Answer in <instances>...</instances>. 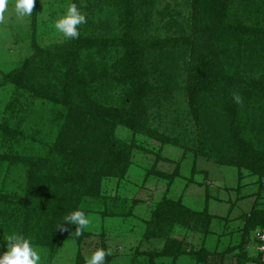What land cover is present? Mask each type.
I'll return each instance as SVG.
<instances>
[{"label":"rangeland","instance_id":"obj_1","mask_svg":"<svg viewBox=\"0 0 264 264\" xmlns=\"http://www.w3.org/2000/svg\"><path fill=\"white\" fill-rule=\"evenodd\" d=\"M208 1L219 9L222 22L232 25L228 31L235 36L229 49L220 51L224 68L243 80L264 76V0H229V9L224 11L217 1ZM71 3L87 18L78 26L80 52L76 58L63 48L69 47L71 38L55 29V21ZM196 3L35 0L32 15L20 17L15 0H9L0 23V192L22 194L35 203L27 224L20 215L15 223L1 222L0 254L7 250L6 236L23 230L39 251L41 264H85V257L101 246L112 250L105 264L262 263L256 232H264V175L235 162H219L218 154L228 151L232 140L226 133V121L216 113L235 106L241 127L239 131L233 124L237 135L254 143L260 134L264 142L260 131L264 132V99L261 92L248 98L237 91L240 80L235 88L222 87L228 92L217 88L204 97L188 96L186 70L192 56L206 50L209 36L207 30H197L203 23L195 18L202 12L199 8L196 13ZM75 66L77 72L84 67L86 73L91 71L87 91L96 100L93 110L85 113L90 122L87 128L94 127L104 114L99 107L123 105L130 85L125 77L130 72L139 76L144 72L140 83L145 90L139 103L143 113L135 127L120 119L112 126V139L130 149L123 157L118 151L114 173L104 170L98 176L99 184L64 197L72 200L68 210L79 208L90 218L88 235L80 241L65 237L49 253L43 243L46 237L36 233L56 230L58 236L62 220L52 219L55 208L50 204L55 201L46 194L48 187L30 178L36 174L48 182L42 167L36 172L32 169L46 159L59 139L67 111L61 102L68 75L64 73ZM23 67L26 74L9 77ZM235 94L242 97V103L234 101ZM158 134H164L167 141L158 140ZM47 185L56 195L62 192L54 182ZM161 200H179L198 213L193 219L181 218L167 233L181 242L178 255L162 251L165 236H145ZM11 208L8 204L3 211ZM257 214H261V224L254 221ZM207 219L210 222L204 225Z\"/></svg>","mask_w":264,"mask_h":264},{"label":"trees","instance_id":"obj_2","mask_svg":"<svg viewBox=\"0 0 264 264\" xmlns=\"http://www.w3.org/2000/svg\"><path fill=\"white\" fill-rule=\"evenodd\" d=\"M195 1L197 2L196 13L199 8L202 10V12H198L195 18H197L198 24L200 22L203 23V25H197V30L201 28L207 30L209 36L205 41L206 50L201 51V53L197 55H193L190 59L189 67L186 70L187 74L185 76L188 85V96L194 98L204 97L205 94H209L217 88L223 91L226 89L222 87H234L238 80H240L239 86L241 87H234L237 91L245 92L248 98H253L256 92H261L264 99V76L243 80L239 77L238 73L227 71L221 62V49L223 47L229 49L231 38H235L233 32L229 33L228 31V28L232 27V25L222 22L219 9L214 5H210V1ZM215 1L219 3L221 7L219 8L221 10L224 11L229 9V0ZM222 24H224V26H222ZM63 48L67 53L69 51L73 55V58L79 55L80 44L77 39H70L69 47ZM74 68L71 67L64 73L68 75L65 77V80H63V86L66 92L63 98H61V102L66 106L67 111L63 115L60 125V132L57 137L59 139L56 143L54 142L53 147L49 150V155L45 157L46 159L44 161H38V166L32 169L36 172V170L42 167V175L45 177V181L48 182H45L46 184L43 183L36 174H32L30 178L31 181L39 182V186L48 187L47 191L45 190L47 192L46 194L52 197H49V199L57 202L55 203L52 201L50 204L52 206L54 205L55 208L53 212L55 219H52L62 220L60 228L63 230L61 229L59 231L60 233L57 234L58 236H55V233H58L56 230L55 233L54 230L52 232L37 231L36 233L38 236L46 237L43 243L48 246L49 253L55 252L60 240L65 237L70 236L80 241L84 236L88 235V232H85L83 236L75 237L72 231L75 230L76 225L68 224L63 221L64 216L71 212V210H68V207L72 204L71 199H66L64 197H70L69 194L76 192L77 189H85L84 191L90 189L88 187L89 184H99L98 176H100L104 170H111V174L114 173L113 170L114 168L116 169L115 163L120 160L118 151L123 153L121 156L123 157L130 149L119 147L115 140L112 139V126L120 119L121 121H126L130 126L135 127L136 122H139V118L143 113V109L139 106V103L143 95L142 92L144 93L145 90V85L140 83L144 72H142L140 76L130 72L125 77L130 80V85L123 98V105L99 107L104 114L94 127L87 128L86 125L90 124V122L86 121L85 113L93 110V105L96 100L94 94L87 91V89L90 88H87L88 85L90 86L92 84V78H90L91 71L86 73L85 71H87V69L84 67L77 72V66ZM168 68H172V64H168ZM25 70V67L21 70L16 69L12 74H9V77H21L26 74ZM83 73L89 78L83 76ZM125 73L126 72L121 73V75L123 76ZM226 92H228V90H226ZM74 94L77 95V98H74ZM73 100L77 101L79 105H75ZM201 107L202 106L199 108ZM222 111H217L216 114L223 117L224 121H226V133L231 136L232 144L227 148L228 151L218 154L219 162L227 164L235 162L238 165L249 168L257 174L264 175V142L261 135L257 134L254 143H250L249 140H246L244 137L238 136L237 133L241 130V127L239 121L236 119L238 112L237 108L233 106L230 111L228 108H224ZM227 120L230 122H227ZM233 124L238 127L239 131H235V126ZM260 131L264 134L262 129ZM156 138L160 141H167V137L164 134H158ZM202 153L207 156L209 155L208 152ZM257 164H262L263 168L260 169ZM89 167H91V171L88 169ZM118 174L120 175L121 173ZM76 179L77 181H75ZM51 182L56 183L57 188L62 192L58 195L54 194L53 191L50 190L51 187L47 185ZM33 188L36 187H30L29 191ZM34 203L35 202L31 198L22 194H7L4 192L2 194V192H0V226L2 221L15 223L17 215L22 216L23 224H27L28 220L31 219L32 213L29 209H33ZM8 204L12 206L10 211H3L4 207ZM46 205V203L41 204V206ZM197 214L195 210L190 209L179 200H166L164 202L161 200L153 212L152 219L149 221V225L145 230V236H165L166 241L164 242V250L162 251H164V253L178 255L181 252V242L170 239L167 233L174 223L182 221L181 218L191 217L193 219L195 216L198 217ZM260 216L261 214H257V216L254 217V221L260 223ZM197 217L196 220H198ZM36 221H38V218ZM206 221V223H202L206 225L210 222L208 219ZM198 223H201V221ZM261 226L264 225L261 224ZM249 229L250 227L247 225L246 232H248ZM21 232L24 234L23 230H21ZM2 236L4 235L1 233L0 229V241H2Z\"/></svg>","mask_w":264,"mask_h":264},{"label":"clouds","instance_id":"obj_3","mask_svg":"<svg viewBox=\"0 0 264 264\" xmlns=\"http://www.w3.org/2000/svg\"><path fill=\"white\" fill-rule=\"evenodd\" d=\"M34 4L35 0H15L14 8L18 16L30 17ZM8 5L9 0H0V23L5 19ZM86 22V15L79 10L75 3H71L65 13L55 21V29L66 38L78 39L80 36L78 26ZM233 99L236 103H242V97L239 94H235ZM63 221L76 225L75 230L72 231L75 237L83 236L91 223L90 218L79 208L65 215ZM4 240L7 242V250L0 254V264H41L42 257L39 251L33 246L32 240L24 234L12 232ZM110 255H112L110 248L98 247L85 257V264H105L106 257Z\"/></svg>","mask_w":264,"mask_h":264},{"label":"built area","instance_id":"obj_4","mask_svg":"<svg viewBox=\"0 0 264 264\" xmlns=\"http://www.w3.org/2000/svg\"><path fill=\"white\" fill-rule=\"evenodd\" d=\"M256 240L258 244L257 249L261 253V264H264V232H256Z\"/></svg>","mask_w":264,"mask_h":264}]
</instances>
